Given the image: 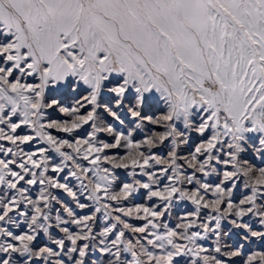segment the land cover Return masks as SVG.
Segmentation results:
<instances>
[{
	"label": "snow or ice",
	"instance_id": "6c2138e0",
	"mask_svg": "<svg viewBox=\"0 0 264 264\" xmlns=\"http://www.w3.org/2000/svg\"><path fill=\"white\" fill-rule=\"evenodd\" d=\"M0 264H264V0H0Z\"/></svg>",
	"mask_w": 264,
	"mask_h": 264
}]
</instances>
